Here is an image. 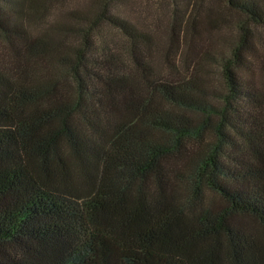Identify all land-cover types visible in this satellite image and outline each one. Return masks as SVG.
Masks as SVG:
<instances>
[{"label":"trees","instance_id":"1","mask_svg":"<svg viewBox=\"0 0 264 264\" xmlns=\"http://www.w3.org/2000/svg\"><path fill=\"white\" fill-rule=\"evenodd\" d=\"M56 1L0 0V264H264V102L236 73L263 61L248 28L215 61V93L157 79L115 0L33 34ZM227 1L264 23V0ZM103 25L127 37L136 76L98 47Z\"/></svg>","mask_w":264,"mask_h":264},{"label":"rangeland","instance_id":"2","mask_svg":"<svg viewBox=\"0 0 264 264\" xmlns=\"http://www.w3.org/2000/svg\"><path fill=\"white\" fill-rule=\"evenodd\" d=\"M95 0H57L52 3L46 19L28 21L33 34L39 33L46 25L68 19L74 11L92 6ZM112 14L142 35L139 46L142 60L157 79L162 77H197L215 93H225L223 78L218 61L230 52L238 37V27L244 24L251 32L253 45L264 61V23L254 24L227 0H115ZM98 47L108 43L117 57L129 67V75L136 76L129 61V43L120 29L103 25L97 33ZM67 42L76 43L74 35ZM6 49L0 38V66L7 62ZM211 58V60L209 58ZM207 58V59H206ZM250 63L236 72L254 84L264 102V64L251 57ZM261 123L264 134V109ZM184 203L191 204L190 193L182 183L176 181L170 186ZM205 207L223 206L215 195L204 193ZM195 201L190 207L194 209Z\"/></svg>","mask_w":264,"mask_h":264}]
</instances>
